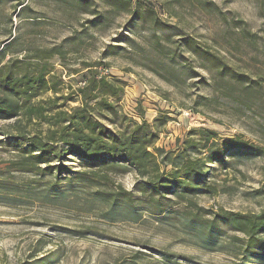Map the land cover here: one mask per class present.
Returning <instances> with one entry per match:
<instances>
[{
  "label": "rangeland",
  "instance_id": "rangeland-1",
  "mask_svg": "<svg viewBox=\"0 0 264 264\" xmlns=\"http://www.w3.org/2000/svg\"><path fill=\"white\" fill-rule=\"evenodd\" d=\"M144 1L176 26L153 31L130 23L126 14L111 16L105 11L111 17L97 28H87L84 47L50 60V69L62 81L60 94L82 85L80 75L86 72V62L97 64L95 68L116 79L122 88L116 101L123 116L119 126L131 120L139 122L143 112L158 133L157 146L174 147L177 138L199 127L215 130L221 142L240 138L264 146V110L239 108L213 90L211 75L199 69L186 52L181 57L173 49L167 55L153 37L168 34L175 41L178 34H192L212 50L226 54L235 66L246 67L251 74L256 68L264 72V0H212L228 20L209 13L196 0H181L182 5L175 2L171 8L168 0ZM16 2L0 3V41L15 38L6 58L13 50L65 46L63 39L74 30L83 31L85 19L91 18L58 0H24L29 6L24 12L18 5L13 11ZM172 10L176 16L170 15ZM234 15L254 33L253 46L246 45L240 29L230 20ZM189 64L194 67L188 71L191 73L185 70ZM162 66L165 71L159 69ZM76 104L66 101L69 107ZM4 124L0 121V130ZM13 156V149L0 134V264H29L47 252L53 254L51 264H264V253L243 258L239 254L242 235L225 226L217 243L204 246L182 226L179 213L173 212L183 204L172 205L164 219L151 215L142 202L136 204L135 218L106 213L109 205L98 191L118 186L135 191L139 178L133 172H111L110 179L99 184L62 181L58 185L61 193L47 198L45 179L7 169ZM214 168L211 180L218 191L213 196L196 197L200 206L213 211H264V153L229 155L226 169L220 165Z\"/></svg>",
  "mask_w": 264,
  "mask_h": 264
},
{
  "label": "trees",
  "instance_id": "trees-1",
  "mask_svg": "<svg viewBox=\"0 0 264 264\" xmlns=\"http://www.w3.org/2000/svg\"><path fill=\"white\" fill-rule=\"evenodd\" d=\"M58 1L91 16L85 19L83 31L74 30L63 39L65 46L60 43L34 46L24 52L11 50L12 55L6 58L15 38L0 41V121L6 123L0 134L14 155L7 169L45 179L47 198L61 193L58 185L62 181L99 184L109 180L111 172H133L139 178L135 191L120 186L108 192L98 191L109 205L106 213H123L126 217L130 214L135 218L136 204L142 202L151 215L164 219L172 205L183 204L181 210L173 212L179 213L182 226L193 232L204 246L217 243L218 234L225 232L222 228L225 226L242 235L239 254L243 258L264 253V211H213L200 206L196 198L217 193V184L211 180L214 167L220 165L226 169L229 155L264 153V146L240 138L221 142L215 130L203 127L191 128L176 139L174 147L157 146L158 133L151 129L143 112L139 114V122L131 120L126 126H119L123 116L116 101L122 88L116 79L107 78L95 68L97 64L86 62V72L80 75L82 85L70 88L66 95L60 94L62 81L50 69L51 59H62L68 51H77L86 44L88 27L97 28L113 15L126 14L130 23L135 26L140 23L153 31L173 28L176 24L159 16L144 0ZM196 1L199 6L207 7L209 13L228 20L212 0ZM175 2L182 5L181 0H168V7H173ZM17 5L21 6V12L29 7L24 0H17L13 11ZM170 15L176 16V12L172 10ZM230 20L240 29L246 45L253 46L256 39L246 23L236 15L230 16ZM153 37L167 55L173 49L181 57L186 52L199 69L211 75L209 85L213 90L236 102L239 108L242 105L247 110L256 107L264 110V72L260 68L251 74L246 67L235 66L226 54L212 50L192 34H178L175 41L168 34ZM159 69L165 71L163 66ZM193 69L189 64L185 70L191 73ZM49 92L52 95L42 97ZM67 100L77 104L66 106ZM190 109L199 112L193 106ZM52 255V252L43 253L29 264H51Z\"/></svg>",
  "mask_w": 264,
  "mask_h": 264
}]
</instances>
